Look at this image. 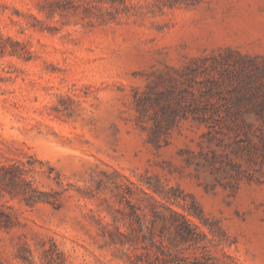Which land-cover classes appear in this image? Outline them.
<instances>
[{"label": "rangeland", "instance_id": "1", "mask_svg": "<svg viewBox=\"0 0 264 264\" xmlns=\"http://www.w3.org/2000/svg\"><path fill=\"white\" fill-rule=\"evenodd\" d=\"M41 4L0 0V165L27 182L0 181V264H149L148 194L198 214L211 262L264 264V0Z\"/></svg>", "mask_w": 264, "mask_h": 264}, {"label": "trees", "instance_id": "2", "mask_svg": "<svg viewBox=\"0 0 264 264\" xmlns=\"http://www.w3.org/2000/svg\"><path fill=\"white\" fill-rule=\"evenodd\" d=\"M105 2L110 3L109 6L103 5ZM125 4V0H42V4L39 6V11L46 14L48 17L54 16L55 13H59L60 15H64L69 12L70 9H77L81 7L82 17H94L100 23L107 22L111 19H114L118 13V7L116 4ZM72 12H75L73 10ZM9 39V37H7ZM4 46H2L1 52L3 51ZM11 53H18L16 50L12 49ZM23 169L18 164H10V165H0V181L1 180H9L13 183L15 181L20 180L27 184L26 180L23 177ZM29 186L19 188V192L23 194L24 199L26 201H36L42 200V198H34V194L28 191ZM151 187V186H149ZM154 193L160 195V192L155 188H151ZM151 200V226L154 221H161V225L164 227H172L174 229L175 238H179V241L186 242L189 246L197 249L202 248L203 250L200 254H194L192 258L188 256L182 255L180 251H170L166 246H164L162 240L157 238V235L154 231H152L151 226L147 227L148 231L144 233L142 236V241L149 242L152 249L153 257L147 260L149 264H216L215 262H211V254L208 253V249H204L207 245L204 243L199 245L200 241L204 239H208L206 233L200 229V227L192 221L187 215H191L193 217H199L196 212L189 208L185 209V213L179 212L177 210L172 209L171 207H165L166 212L159 209L160 203L153 195L148 194ZM163 197V196H162ZM164 207V205L162 206ZM3 212L0 210V215ZM138 228L143 229V222L138 216ZM112 242H115L114 240ZM123 243V241H122ZM126 243V242H125ZM146 249V245L144 246ZM147 255L149 252H146Z\"/></svg>", "mask_w": 264, "mask_h": 264}]
</instances>
